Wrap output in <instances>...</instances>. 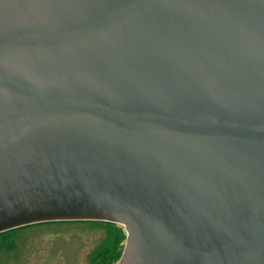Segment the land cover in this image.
<instances>
[{
    "label": "water",
    "instance_id": "obj_1",
    "mask_svg": "<svg viewBox=\"0 0 264 264\" xmlns=\"http://www.w3.org/2000/svg\"><path fill=\"white\" fill-rule=\"evenodd\" d=\"M56 222L264 264V0H0V234Z\"/></svg>",
    "mask_w": 264,
    "mask_h": 264
},
{
    "label": "rangeland",
    "instance_id": "obj_2",
    "mask_svg": "<svg viewBox=\"0 0 264 264\" xmlns=\"http://www.w3.org/2000/svg\"><path fill=\"white\" fill-rule=\"evenodd\" d=\"M117 226L122 233L81 222L19 229L0 253V264H89L90 254L109 234L119 239L123 254L127 233L123 226Z\"/></svg>",
    "mask_w": 264,
    "mask_h": 264
},
{
    "label": "trees",
    "instance_id": "obj_3",
    "mask_svg": "<svg viewBox=\"0 0 264 264\" xmlns=\"http://www.w3.org/2000/svg\"><path fill=\"white\" fill-rule=\"evenodd\" d=\"M56 223L73 224L77 222H56ZM81 223H88L93 226L109 227L118 233H122V228L117 226L116 224H111V223H106V222H81ZM39 225H43V224H39ZM34 226H37V225H34ZM18 230L0 234V253L3 251V249L4 250L6 249L7 245L13 242L12 238L14 237L15 233ZM121 254H122V247L119 246V239L115 237V234H109L102 241V243H100L98 247L95 248L90 254L89 264H116L118 260L120 259Z\"/></svg>",
    "mask_w": 264,
    "mask_h": 264
}]
</instances>
